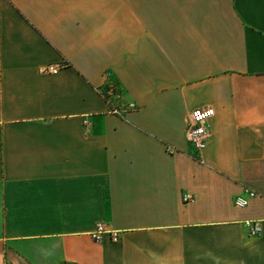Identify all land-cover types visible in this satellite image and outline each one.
<instances>
[{
	"label": "crops",
	"instance_id": "0c3cea01",
	"mask_svg": "<svg viewBox=\"0 0 264 264\" xmlns=\"http://www.w3.org/2000/svg\"><path fill=\"white\" fill-rule=\"evenodd\" d=\"M0 264H264V0H0Z\"/></svg>",
	"mask_w": 264,
	"mask_h": 264
},
{
	"label": "built area",
	"instance_id": "2783aa9c",
	"mask_svg": "<svg viewBox=\"0 0 264 264\" xmlns=\"http://www.w3.org/2000/svg\"><path fill=\"white\" fill-rule=\"evenodd\" d=\"M48 74H56L58 68L49 67L44 70ZM214 116L211 109L196 110L191 114L188 126L186 129V139L197 153H202L207 146L209 139V132L207 130V122ZM246 198L238 197L234 200V204L239 209L247 208L252 200L257 197L256 192L252 190L245 191ZM190 201L189 197H185V202ZM248 235L251 238H256L261 234V227L259 223L248 221L244 223ZM109 234L112 242L119 241V234L117 232H107L102 225H98L96 232L92 235V239L96 242L101 240V236Z\"/></svg>",
	"mask_w": 264,
	"mask_h": 264
}]
</instances>
